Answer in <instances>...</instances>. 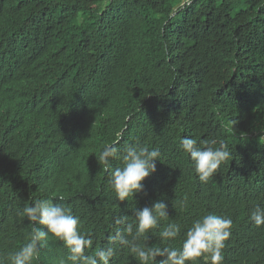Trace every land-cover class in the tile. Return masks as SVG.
Instances as JSON below:
<instances>
[{
  "label": "trees",
  "instance_id": "obj_1",
  "mask_svg": "<svg viewBox=\"0 0 264 264\" xmlns=\"http://www.w3.org/2000/svg\"><path fill=\"white\" fill-rule=\"evenodd\" d=\"M183 137L224 141L232 157L203 183ZM129 143L161 160L119 201L110 173ZM105 144L121 157L108 172ZM40 199L80 217L86 254L113 247L110 264H138L112 239L117 221L161 199L169 218L149 246L181 247L211 212L233 221L223 264H264V226L250 220L264 207V0H0V257L29 242L22 211ZM168 223L181 234L162 242ZM68 254L48 234L33 264H71Z\"/></svg>",
  "mask_w": 264,
  "mask_h": 264
},
{
  "label": "clouds",
  "instance_id": "obj_2",
  "mask_svg": "<svg viewBox=\"0 0 264 264\" xmlns=\"http://www.w3.org/2000/svg\"><path fill=\"white\" fill-rule=\"evenodd\" d=\"M219 143V147H213ZM200 144L204 146L201 147ZM180 147L189 154L194 163L195 172L201 182L207 183L219 169L220 165L232 157L229 146L224 141H198L183 137ZM122 167L111 171L110 185L119 201L134 198L135 194L144 191L142 181L156 171V161L161 160L158 148L149 149L139 143H129L122 149ZM116 144H105L98 156V162L106 172L111 168L113 159L121 158ZM62 199V198H61ZM168 205L164 200H157L151 207L134 208L133 222H126L121 217L117 223H125L123 232L117 231L112 239L126 247L138 261V264H197L200 258L210 264H223L225 241L232 235L233 221L230 217L208 213L193 221L186 230L182 245L179 248L149 246L148 233L156 229L162 220L169 218ZM22 215L31 222L29 242L18 250L0 257V264H33L38 257L40 247L48 234L63 242L68 250L67 261L71 264H110L116 250L102 247L94 255L86 254L94 240L90 233L80 230V217L74 215L70 208L51 199L36 200L31 206H25ZM250 220L257 226H264V207L257 205L250 214ZM41 226H46V231ZM181 234V226L168 223L159 232L162 242H173ZM143 241V243H141ZM157 257L163 259L157 260ZM60 264H67L61 260Z\"/></svg>",
  "mask_w": 264,
  "mask_h": 264
},
{
  "label": "rangeland",
  "instance_id": "obj_3",
  "mask_svg": "<svg viewBox=\"0 0 264 264\" xmlns=\"http://www.w3.org/2000/svg\"><path fill=\"white\" fill-rule=\"evenodd\" d=\"M92 5H94V3H92Z\"/></svg>",
  "mask_w": 264,
  "mask_h": 264
}]
</instances>
